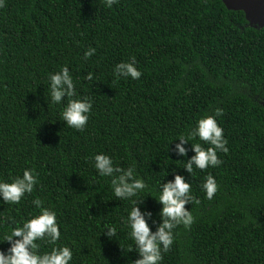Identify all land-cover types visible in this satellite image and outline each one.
I'll list each match as a JSON object with an SVG mask.
<instances>
[{
	"label": "trees",
	"instance_id": "trees-1",
	"mask_svg": "<svg viewBox=\"0 0 264 264\" xmlns=\"http://www.w3.org/2000/svg\"><path fill=\"white\" fill-rule=\"evenodd\" d=\"M88 47L96 51L85 60ZM132 57L142 76L115 79V63ZM65 64L77 96L93 102L82 131L45 100L48 74ZM217 108L229 150L190 174L168 145ZM100 152L135 166L148 182L141 207L157 222L161 205L149 194L173 169L189 180L194 221L173 230L161 264H264V26L223 0H0V178L31 168L39 181L18 204L0 203V236L37 214L39 198L57 212L56 243L72 249L71 264L136 259L122 219L131 205L93 168ZM209 174L218 184L210 200L201 188ZM105 223L117 226L116 239Z\"/></svg>",
	"mask_w": 264,
	"mask_h": 264
},
{
	"label": "clouds",
	"instance_id": "clouds-1",
	"mask_svg": "<svg viewBox=\"0 0 264 264\" xmlns=\"http://www.w3.org/2000/svg\"><path fill=\"white\" fill-rule=\"evenodd\" d=\"M117 3L118 0H106L108 7ZM95 51L94 47H88L83 53V59H88ZM112 73L117 80H137L142 76L135 57L115 63ZM84 78L92 80L93 74L89 72ZM47 80L45 100L48 107L49 102L62 105L58 120L63 121L66 127L82 131L89 120L93 107L92 99L77 96L73 74L66 64L61 65L58 71L49 73ZM222 111L217 108L213 115L199 118L195 127L188 129L186 133L178 134L168 145V152L175 151L177 157H187L176 160L184 162L182 169L186 172L192 174L194 168L203 170L221 164L218 152L227 153L229 150L226 147L227 140L223 135V128L217 122V117L221 116ZM197 139L203 141L207 147L193 142ZM176 140L179 142L175 143L173 149L170 145ZM189 143L190 148L187 146ZM189 151L193 153L190 157ZM91 161L97 174L108 178V187L112 194L118 200L128 201L131 205L126 209V217L122 219L124 227L128 230L127 236L132 241L127 246V252L134 249L138 255L136 259H129L128 264H161L163 254L169 251L174 242L173 230L180 225L188 229L194 221L190 208L185 207L194 201L189 180L173 169V178L167 181L164 178L163 182L158 183L157 194H149L161 205L156 214L159 217L157 222L151 210L141 207L145 199H139V195L148 190V182L136 173L134 165L122 168L113 157L103 152L93 154ZM38 183L37 174L31 168H25L22 175L10 177L9 180L0 178V203L18 204L26 194L33 192ZM201 188L206 198L212 199L218 191L214 176L207 175ZM32 203L39 210L38 213L0 236V243L9 244L7 249H0V264H71L72 249L56 243L61 237L57 212L43 206V201L39 198L33 199ZM149 221L156 225L155 230ZM103 228L104 235L109 239H116L117 226L105 223ZM40 242L50 245L49 250L41 251Z\"/></svg>",
	"mask_w": 264,
	"mask_h": 264
},
{
	"label": "water",
	"instance_id": "water-1",
	"mask_svg": "<svg viewBox=\"0 0 264 264\" xmlns=\"http://www.w3.org/2000/svg\"><path fill=\"white\" fill-rule=\"evenodd\" d=\"M228 9L242 10L251 24L264 26V0H223Z\"/></svg>",
	"mask_w": 264,
	"mask_h": 264
}]
</instances>
